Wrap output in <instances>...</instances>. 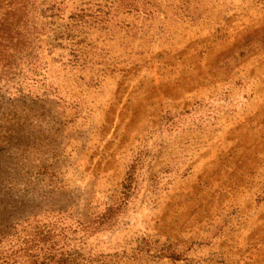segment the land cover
I'll use <instances>...</instances> for the list:
<instances>
[{"label": "rangeland", "instance_id": "obj_1", "mask_svg": "<svg viewBox=\"0 0 264 264\" xmlns=\"http://www.w3.org/2000/svg\"><path fill=\"white\" fill-rule=\"evenodd\" d=\"M28 3L0 264H264V0Z\"/></svg>", "mask_w": 264, "mask_h": 264}, {"label": "trees", "instance_id": "obj_2", "mask_svg": "<svg viewBox=\"0 0 264 264\" xmlns=\"http://www.w3.org/2000/svg\"><path fill=\"white\" fill-rule=\"evenodd\" d=\"M28 4V0H8L5 3L0 0V9L6 7L4 16L0 14V42L28 41L25 34L28 28L25 14H19L27 9Z\"/></svg>", "mask_w": 264, "mask_h": 264}]
</instances>
